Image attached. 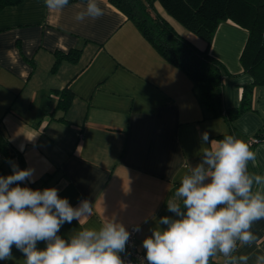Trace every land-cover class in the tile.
I'll return each instance as SVG.
<instances>
[{
  "label": "crops",
  "instance_id": "obj_1",
  "mask_svg": "<svg viewBox=\"0 0 264 264\" xmlns=\"http://www.w3.org/2000/svg\"><path fill=\"white\" fill-rule=\"evenodd\" d=\"M86 2L72 0L62 12H50L44 0H21L0 10V169L7 176L5 163L13 160L21 169H34L35 182L22 187H55L73 207L83 199L92 203L93 214L80 225L65 223L60 235L99 228L106 216L117 215L128 230L140 226L135 241L143 249L142 240L159 218L173 216L166 201L207 147L200 134L234 135L248 144L264 123V85L254 86L253 109L233 119L231 127L221 117H207L186 74L108 0H96L103 16L77 22V6ZM153 6L182 37L200 49L207 46L158 1ZM247 36L246 29L224 20L208 47L231 74L223 80L227 108L238 106L243 85L252 82L239 59ZM75 48L80 49L76 61L63 58L53 69L56 50ZM66 86L73 97L62 113L52 93ZM61 115L66 122L57 119ZM250 149L256 159L248 162V171L264 176V141ZM253 190L264 185L254 184ZM251 231L256 241L238 244L233 256L246 255L248 264H255L264 255V219ZM12 253L0 264H25L15 246Z\"/></svg>",
  "mask_w": 264,
  "mask_h": 264
},
{
  "label": "clouds",
  "instance_id": "obj_2",
  "mask_svg": "<svg viewBox=\"0 0 264 264\" xmlns=\"http://www.w3.org/2000/svg\"><path fill=\"white\" fill-rule=\"evenodd\" d=\"M44 3L50 12H62L69 0ZM77 7V22L104 15L96 0ZM200 141L207 147L199 162L182 177L174 198L166 201L173 216L160 217L142 240L146 264H209L217 254L228 264H248V256L233 253L238 244L256 241L252 225L264 219V190H253L254 184L264 185V176L248 171L256 153L234 135L210 139L205 131ZM9 163L12 173L0 175V261L10 260L15 246L25 264H126L121 253L131 233L117 215L106 216L99 228H81L66 238L59 234L62 226L86 221L93 214L92 203L83 199L73 207L55 187H22L35 182L34 169ZM134 230L141 228L136 225ZM41 242L43 249L37 247ZM255 264H264V255H258Z\"/></svg>",
  "mask_w": 264,
  "mask_h": 264
},
{
  "label": "trees",
  "instance_id": "obj_3",
  "mask_svg": "<svg viewBox=\"0 0 264 264\" xmlns=\"http://www.w3.org/2000/svg\"><path fill=\"white\" fill-rule=\"evenodd\" d=\"M20 1L0 0V10ZM108 1L134 23L160 56L186 74L207 117H221L231 127L233 119L253 109V88L264 85V0H156L170 17L207 43L203 49L178 34L156 12L155 0ZM224 20L247 30L248 36L239 59L243 71L252 76V82L242 87L238 106L230 108L223 103V80L231 74L208 50L218 24ZM79 52L77 48L66 53L56 50L53 69L63 58L76 61ZM52 94L57 96L56 108L64 113L73 93L66 86ZM57 119L66 122L63 115ZM224 136L217 135L220 138ZM249 138L256 139L249 147L264 141V123ZM0 175H3L1 169Z\"/></svg>",
  "mask_w": 264,
  "mask_h": 264
},
{
  "label": "built area",
  "instance_id": "obj_4",
  "mask_svg": "<svg viewBox=\"0 0 264 264\" xmlns=\"http://www.w3.org/2000/svg\"><path fill=\"white\" fill-rule=\"evenodd\" d=\"M255 141L256 139L249 138L248 145L250 146ZM134 229L135 227H131L129 229V232L131 233V237L126 246V252L121 253V257L126 262V264H146V262L143 261L145 256V251L144 249L139 248L138 245L136 244L135 241L136 231ZM221 264H228L227 259L224 256Z\"/></svg>",
  "mask_w": 264,
  "mask_h": 264
},
{
  "label": "rangeland",
  "instance_id": "obj_5",
  "mask_svg": "<svg viewBox=\"0 0 264 264\" xmlns=\"http://www.w3.org/2000/svg\"><path fill=\"white\" fill-rule=\"evenodd\" d=\"M10 161L14 163L13 160H10ZM10 161H9V162H10ZM9 162H8V163H7V162L5 163V165H6V166H5V167H6L5 169L7 170V175H10L9 169H10V171L12 172V167H11V165H10ZM12 254H13V253H12ZM12 257H14V256H12ZM222 260H223V255L221 254V257H220V259L218 260V264H221Z\"/></svg>",
  "mask_w": 264,
  "mask_h": 264
}]
</instances>
